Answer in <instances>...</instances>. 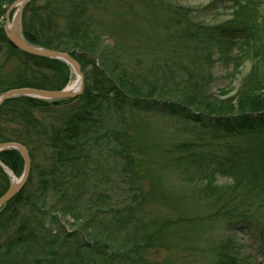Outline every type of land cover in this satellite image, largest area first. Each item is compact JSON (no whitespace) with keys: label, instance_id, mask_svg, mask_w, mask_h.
<instances>
[{"label":"trees","instance_id":"obj_1","mask_svg":"<svg viewBox=\"0 0 264 264\" xmlns=\"http://www.w3.org/2000/svg\"><path fill=\"white\" fill-rule=\"evenodd\" d=\"M15 1L0 0V17L5 14V7ZM107 1L64 0L67 33L59 31L57 26L51 28L57 12L56 8L50 7L51 3L41 8L45 17L39 16L35 0L28 3L22 13L24 38L37 47L69 53L81 67L85 88L80 96L72 99L45 101L16 97L0 106V144L17 142L29 150L32 160L37 156L45 157V164H34L25 186L0 209L1 236L10 232L12 222H18L13 234L0 242V264H147L141 256L145 247L153 242L160 247L166 246L161 232L163 227L172 225L171 221H165L162 227L155 219V231L151 233L140 219L137 225V213L145 196L142 187L133 185L132 191H124L125 195L119 192L123 188L120 183L113 184L115 175L134 181L138 151L133 149L136 143L128 127L123 121L112 124L110 113H121L126 108L151 109L152 106L170 117L178 116L190 126L198 124L213 136L242 139L241 145L230 148V155L212 163L216 164L220 174L233 175L232 185H218L216 174L201 171L194 156L187 155L186 159L193 168H198L193 179L206 182L203 193L212 199L209 207H217L211 216L236 219L239 224L248 223L249 230H255L264 246V152L258 150L259 145H253L259 137L264 138V94L250 86L243 88L245 91L241 90L237 96L221 100L200 97L192 93L194 89L189 95L185 92L187 96H182L180 102H172L163 98L166 86L158 80L140 84L127 70L119 69L117 64L112 66L103 58L97 66L91 57L97 53L95 41L99 38L93 29L94 19L87 13L90 7L98 10ZM259 1L235 0L236 12L232 19L209 29L201 27L200 32L205 36L201 42L207 40V43H219L229 50L237 49L238 55L233 57L237 67L247 56L254 55L264 68V20L256 16ZM238 43L243 45L236 48ZM3 47L18 55L22 67L12 78L0 79V96L19 88L62 90L68 83L70 69L64 62L29 55L14 48L1 28L0 54ZM89 65L93 66L90 74L86 72ZM202 113L205 115H200ZM211 123L215 129L207 130ZM106 157L113 159L117 170L109 165L102 168L101 165L108 163L103 160ZM251 159L261 163L251 164ZM245 160L247 164H244ZM0 162L18 178L22 176L24 160L19 152H0ZM0 178H3L0 180L1 198L10 188L9 177L1 167ZM130 193L134 199L138 194L141 200L118 208L112 206L116 199L122 201L123 198L127 203ZM159 193V185L155 188L153 185L146 194H154L157 200ZM50 199L54 200L51 210L47 211L45 208ZM159 200L163 202L167 198L162 193ZM172 204L170 202V207ZM23 207L27 209L26 214L20 210ZM46 211L54 221H57L54 213L72 216L82 230L80 227V230L70 232L61 227V231L54 234L43 220H35L37 216L45 217ZM185 217L181 218L182 223L202 222L200 217ZM125 229L129 230V236L122 239ZM154 232L155 240L148 237ZM86 236L92 239L93 246L87 243ZM229 241L228 245L233 242L232 237ZM228 245L219 247V264H236ZM123 255H129L128 259L125 260Z\"/></svg>","mask_w":264,"mask_h":264},{"label":"rangeland","instance_id":"obj_2","mask_svg":"<svg viewBox=\"0 0 264 264\" xmlns=\"http://www.w3.org/2000/svg\"><path fill=\"white\" fill-rule=\"evenodd\" d=\"M62 2L64 0H35L34 6L38 9L39 16L45 17L41 8L51 3L50 7L57 9L56 15L53 16L55 23L50 25L51 28L57 26L59 31L67 33L68 24L65 21L67 12L63 10ZM234 3L235 0H108L98 10L90 7L87 14L93 17V29L97 31L99 38L95 41L97 53L91 60L95 61L97 66L101 65L102 58L112 63V66L117 64L119 69L127 70L140 84L158 80L160 84L166 86V95H163V98L172 102H180L182 96H187L184 95L185 92L189 95L194 89L196 90L192 93L200 97L221 100L237 96L241 90L245 91L243 88L249 89L250 86L264 94V68L262 64L257 63L256 60L260 61L258 58H254V55L247 56L242 65L237 67L233 60V57L238 55L237 49L229 50L219 43H207V40L202 43L205 36L200 32V28L209 29L231 20L236 12ZM9 8L10 6L5 7L6 12L0 17V29L6 26V13ZM16 12L17 8H14L10 16L11 23ZM256 16L259 20H264V0L259 1ZM242 45L243 43H238L236 48ZM67 66L70 69V77L65 89L77 77L74 70ZM21 67L18 55L3 47L0 54V79L12 78L21 72ZM92 69L93 66L89 65L86 72L90 74ZM84 88L85 77L83 91ZM79 91L80 88L77 92ZM200 115L204 116L205 113ZM109 121L112 124L123 121L136 143L133 144V149L138 151L134 181L115 175L116 180L113 179V184L120 183L123 188L118 191L123 194L124 191L131 190L133 185H139L144 190L145 196L137 213V225L140 224V219L142 224L146 225L147 232L151 233L155 231V219L162 227L165 221H171L172 224L169 228L163 227L161 232L162 237L166 239L165 247L153 242V245L144 248L141 256L145 263L219 264V247L228 245L229 237H232L233 242L228 246L230 253L235 256L236 264H264L263 242L255 230H249L248 223L239 224L236 219L224 220L211 216L217 207H209L212 199L203 193L206 182L199 178L193 179L198 168H193L186 159L187 155L194 156L198 161V164H195L201 171L216 174L218 185H232L233 175L220 174L215 168L216 164L212 163L230 155L231 147L243 143L241 138L229 136L224 139L213 136L198 124L190 126L189 123L182 122L178 116L170 117L155 106L144 110L126 108L121 113H110ZM213 125L209 124L207 130L215 129ZM255 141L253 145H259L258 150L264 152V138L259 137ZM252 150L255 151L254 148ZM43 157L31 159V168L34 164L44 165ZM103 160L108 162L101 165L103 169L107 165L113 170L118 169L112 158L106 157ZM250 163L260 164L261 161L251 159ZM244 164H247V160ZM8 177L11 184L12 177ZM34 183L36 184L37 180ZM153 185L154 188L155 185H159L161 192L157 195V200L154 194L153 196L146 194ZM113 192L111 193L114 194ZM162 193L167 201H158ZM128 198L127 203L123 198L122 201L113 200L112 206L118 208L123 204L128 205V202L135 204L141 200L138 194L137 199H134L133 193H130ZM53 200H49L45 210H51ZM170 202L173 203L172 207ZM20 210L26 214V208ZM47 211L45 217L37 216L35 220H43L54 234L60 232L61 227L70 232L80 230L81 226L72 216L63 217L56 214L53 216L57 221H54ZM182 217L191 219L200 217L202 222L182 223ZM16 224L17 220L9 225L11 229L9 233L0 235V242L8 239L10 233L13 234ZM83 236L84 234L81 238ZM128 236L129 230H123L121 238L127 239ZM149 236L155 240V232ZM85 240L94 245L92 239L87 236ZM128 256L122 257L127 260Z\"/></svg>","mask_w":264,"mask_h":264},{"label":"water","instance_id":"obj_3","mask_svg":"<svg viewBox=\"0 0 264 264\" xmlns=\"http://www.w3.org/2000/svg\"><path fill=\"white\" fill-rule=\"evenodd\" d=\"M32 0H18L13 5L10 6L6 13V26L4 28L6 37L8 42L16 49L37 57H42L46 59H53L59 60L67 65H69L77 75L80 81V91L79 92H69L66 89L63 90H41V89H34V88H19V89H12L3 93L0 97V106L7 100L15 97H31L37 98L42 100H49V101H60L70 98H76L80 95L83 91V74L81 72V68L77 61L66 52L55 51L52 49L37 47L35 45L30 44L23 36L22 33V23H21V15L22 9ZM14 8H17V12L14 14L12 18V23H17L20 28L21 36H17L13 33L8 32V27L11 25V13ZM4 150H15L19 152L24 160V173L20 179H17L16 176L10 171L9 168L4 166L0 162V167L4 170L8 176L12 177V182L10 188L7 192L0 198V209L4 207L10 200H12L25 186L27 179L29 177L31 171V157L28 149L17 142H6L0 144V152Z\"/></svg>","mask_w":264,"mask_h":264},{"label":"bare ground","instance_id":"obj_4","mask_svg":"<svg viewBox=\"0 0 264 264\" xmlns=\"http://www.w3.org/2000/svg\"><path fill=\"white\" fill-rule=\"evenodd\" d=\"M8 32L13 33L19 37L21 36L20 28L17 25V23H11V25L8 27ZM79 88H80V81H79V78L76 77V79L71 84L68 85L66 90L74 93V92H77Z\"/></svg>","mask_w":264,"mask_h":264}]
</instances>
